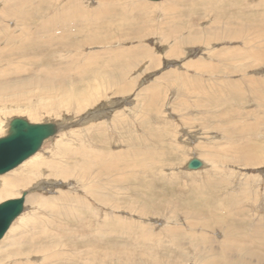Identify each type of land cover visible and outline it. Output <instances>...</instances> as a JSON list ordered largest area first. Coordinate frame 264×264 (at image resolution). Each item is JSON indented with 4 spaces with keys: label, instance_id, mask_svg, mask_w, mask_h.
Segmentation results:
<instances>
[{
    "label": "rangeland",
    "instance_id": "1",
    "mask_svg": "<svg viewBox=\"0 0 264 264\" xmlns=\"http://www.w3.org/2000/svg\"><path fill=\"white\" fill-rule=\"evenodd\" d=\"M141 1L151 3V6L168 0ZM175 1L178 3L177 10L172 14L176 17L173 24L190 23L195 17L193 30L198 32L200 29L205 45L185 43L173 52L174 43L183 41L184 44L185 36L191 32L185 29L176 39L167 42L154 33L139 39L141 42L132 40L124 43L123 48L126 52H130L131 47L141 45L146 48L144 50L149 51L151 57L156 55L155 57L158 58L153 63H149V57L141 59L136 56L134 69L124 77L117 72V64L112 71L97 72L96 76L91 77L89 87L98 97L82 109L72 96L66 102L62 95L53 92L55 87L50 88L51 85L42 81L46 69L49 74L58 69H65L60 66L56 49L43 50L44 52L39 55L32 53L31 55L36 57L32 60L33 63L24 58L25 55L28 57L27 54L19 51L1 57V62L7 61V63L0 64V101L5 102L0 108V136L6 133L9 120L13 117H22L31 122L61 123L63 126L56 134L44 140L33 155L13 169L0 174V183L17 176L18 173H28V176H31V182H27L26 185L22 183L14 194L0 198L2 202L27 192L22 212L0 238V244L11 236L31 234L30 219L39 223L41 221V225L47 220L54 221L48 227L49 232L54 234L52 240L32 243L31 248L29 244L23 247L24 251L35 253L36 256L31 259L35 264H44L43 254L46 258L53 253V245L58 246V244L60 246L55 247L56 250L75 254L80 261L84 258H80L79 254L82 252L87 255L89 250H93L97 255L106 253L107 256H112L111 261L105 259L102 264H117L118 261L124 263L125 260V264H210L206 262L211 256L206 248L207 241H212L215 237L217 243L213 244V251L218 249L219 260L220 254L223 259L224 252L219 250L218 242L222 241L223 231L232 221L235 224L230 225L234 226L237 238L241 236V238L244 236L254 238L253 220H256V236L259 239L264 238V120L260 116V114L264 115V106L256 108L252 101L241 100L234 91L221 95L225 92L224 79L235 80L238 78V73L229 74L230 76L203 75L198 78L199 83L192 86L205 85V89L193 88L190 94L181 93L178 86L180 80H175L170 74H166L173 71L185 73L186 67L181 65L197 58L203 61L207 58L206 61L216 66L220 61H216L215 57L219 58L225 55V52L218 56L213 51L222 48H225L226 52L229 49L234 50L240 38L243 39L245 35L251 37L250 33L255 49L262 47L264 30L260 31L261 36H258L257 27L264 24V0ZM57 5L61 9L62 0H59ZM91 6H95V3L93 2ZM47 12L44 6L33 8L32 23L43 18ZM141 14V12L135 13L133 16L139 18ZM177 16L181 17L182 21L178 20ZM152 17L156 22L164 18L163 13L157 16H153L152 13ZM196 17L199 19L197 20ZM225 19L228 25L232 23L233 26L239 22H235V19L245 21L247 25L251 23L257 32L242 28L238 40H233V37H228L229 35L225 33L227 37L223 34L217 36L213 32L207 34L206 29L213 22ZM2 23L6 31L12 30L16 22L5 19ZM3 29H0V35ZM243 29L249 33L246 34ZM15 41L6 45L13 47L22 45L19 39ZM239 43L238 48H244L240 41ZM3 44L0 40V46ZM34 47L37 45H33ZM25 50H28V46ZM209 52L210 57L207 56ZM253 62L256 66L251 69L244 63L245 70L263 81L264 63L257 62L255 57ZM18 66L26 70L16 72L15 67ZM147 66L150 68L146 69ZM3 68H7L9 72L2 73ZM189 70L192 71L190 68ZM245 70H242V74ZM90 73H93L92 69ZM52 78L54 83H58L57 76ZM89 79L85 78V84L78 86L77 90L85 86ZM191 79L195 77L184 76L186 88L190 87ZM26 80L31 82V85ZM156 86L158 88H155ZM121 88L125 91L117 92L118 89L121 91ZM156 94H159V98H155ZM36 113H38L37 118H32L31 115ZM117 116L119 120L114 123ZM255 117L261 119L254 122ZM246 147L251 150L256 148L261 152L256 153L255 160L245 162L240 152ZM133 149L139 150L141 155L136 151V155L130 159L131 167L124 170L126 164L119 159L118 154ZM84 152H93L97 160L85 158ZM193 157L203 162L200 168L187 167V163ZM40 160H43V163L38 169L31 170L28 167ZM110 160H113L118 168L113 170L104 168L105 162ZM51 165H55L56 169L67 167L65 169L70 172L68 177L65 179L55 176L51 171ZM88 183H91L90 187L87 186ZM243 189L249 190L248 200L244 199L239 206L235 204L239 199L236 193ZM60 192L82 196L83 199L89 198L88 203L78 208L74 214L61 218L49 216L43 208L28 201V197L38 199L33 196L37 195L55 202L54 197ZM88 192L93 193L89 195ZM237 207L248 210L244 212ZM211 209H214L215 213H212ZM215 214L220 217L214 219ZM217 221L221 224H217ZM248 230L251 232L249 233ZM201 234L204 235L206 242L200 238ZM33 244L35 245L32 247ZM258 244L255 250L262 257L261 261L264 264L262 260L264 247ZM114 252L117 255L113 254ZM240 252L238 251L234 256H227L224 253V261L220 260L219 263L234 264L236 261V264H240L237 261L238 254L242 253ZM124 254H126L125 259ZM67 258L57 264L72 263L70 258ZM49 261L46 260L45 264H53Z\"/></svg>",
    "mask_w": 264,
    "mask_h": 264
},
{
    "label": "bare ground",
    "instance_id": "2",
    "mask_svg": "<svg viewBox=\"0 0 264 264\" xmlns=\"http://www.w3.org/2000/svg\"><path fill=\"white\" fill-rule=\"evenodd\" d=\"M93 2L95 3V6H91V4ZM168 2L170 3V5H167V4H169ZM58 3H59V0H0V29L1 30L3 29V23L2 22H4L5 19H10V20L16 22L15 26H13L12 30L7 29L5 31L3 29V32L0 35V40H2L4 43L2 46H0V64L7 63V61L1 62L2 61L1 57H7V56H10V54L13 55L16 51L23 52V53L27 54L28 57H26V55H25L24 58H26V60L32 62V60L36 59V57H33L31 55L32 53H33V55H39V54H42L47 49L48 50L49 49H56L58 59L60 60V66L65 68V69L55 70L54 73H51L52 75L49 74L48 73L49 71H47V69H46L45 70V78L42 81L44 82V84L46 82V84L51 85L50 88L55 87L54 88L55 90L53 89V92L56 93V95H62V97L65 99L66 102H68L70 100L69 97L72 96L74 98L75 102L78 104L80 109L91 104L96 99V97H98V95L93 94L94 90H91L89 87V85L91 84V77L93 75L96 76L95 74L97 72L103 73V72L112 71V69H114V65L117 64L118 65L117 72H119V74L124 77V75H129V73L134 69V65L137 62V58L146 59L149 57L148 58L150 60L149 63L150 62L153 63V61H156L158 58V57H155L156 55L154 57H151L149 51L144 50L146 48L143 46L141 47V45H139L137 42L136 43L139 45L138 47H131L130 52H126L125 51L126 49L123 48L124 43L132 41V40H139L146 35H151L154 33H156L159 38H161L162 40H166V42H167L169 40L176 39L181 34L183 29H185V31H191V32L185 36L184 44H182L183 41H181V42L179 41V43H176V42L174 43L175 45L173 46L174 47L173 52H175L177 48H181V46L185 45V43H188V44L189 43H191V44L192 43H198V44H202V46L205 45V40L201 37V31H199L200 29L198 30V32L193 30L194 29L193 23L195 22L194 21L195 17H193V19L190 23H184L183 24V22H182V23L177 24V25L173 24L175 22L176 17L173 16L172 14L174 11L177 10L176 5L178 3L175 0H168V1H165V3L159 4V5H151V6H150L151 3H146L145 1H141V0L140 1L139 0H124V1H121V0H86V1H84V0H62L63 5H62L61 9L58 8V5H57ZM126 3H129V5H126ZM43 6L46 8V10L48 12L45 14V16L43 18H41V19L39 18V20H36L35 23H32L31 18H32V14H33V8H35V7H37V8L42 7L43 8ZM158 9L161 10L162 12L159 11ZM140 12L142 14L139 16V18L133 16V14L140 13ZM152 13H153V16H157L159 13H163L164 18H161L162 20H160L159 22H156L154 20L155 18L152 17ZM34 14H35V12H34ZM177 18H178V16H177ZM224 18H226V17H224ZM196 19L198 20L199 17H196ZM178 20L182 21V18L180 17V18H178ZM228 21H230V20H228ZM237 21H239V22H237ZM226 22H227L226 19L224 21L213 22L212 25L206 29L207 34L213 32V33H216L217 36H221L223 34L225 37H227L225 35V34H227V35H229L228 37H233V40H238L239 36H240V29H242V28H248V29H250V31L253 30L256 32L258 29V32H257L258 36H261L260 31L264 30V24H260V26H258L256 29L252 26L251 23H250V25H251L250 26L249 24L248 25L245 24V21H242V20L235 19V22H237L235 24V26L231 25L232 23L230 25H228ZM250 22H251V18H250ZM216 27H218V28H216ZM226 29H228V32H226ZM243 31H245L246 34L249 33V32L247 33V31L245 29H243ZM198 33H200V35ZM250 35H251V37L250 36L247 37V35H245L243 37V39L240 38V40H239L241 42V44H243L244 48H238L240 45V43L238 41V46H235L234 50L229 49V51L226 52L225 48H222L220 50L213 51V53L217 54L218 56L223 55V53L225 52L224 53L225 55H223L219 58L215 57L216 61H220V62L216 63V66L211 65L208 61H206L207 58H206V60L204 59V61L201 60L200 58H197L195 60H193V59L188 60L187 62H184L185 65L184 64L181 65L182 67H186L185 73L181 74L182 71L181 72L173 71V72H167L166 74H170L175 80H180V83L178 86H179V90L181 93L186 92V93L190 94L193 91V88H196L197 90H199L200 88L203 87V89H205L204 88L205 85L204 86H202V85H193L192 86V84L199 83L198 78L202 77L203 75L221 74L222 76H224V75L238 73V78L235 80H232L231 78L230 79H228V78L224 79L223 78L224 81L226 82V83L223 82V87H225L224 88L225 92H222L221 95L224 96V94L230 93L231 91H234V92H237V94H238L237 96L241 97V100H243V101L247 100L246 102L252 101L251 103H254L256 105V108H259L260 106H264V90H263L264 80L263 81L261 79L259 80V77H256L252 74H248V71L245 70V66H244V63L247 64V67L249 69L256 66V64L253 62L254 57L257 60V62L261 61L262 63H264V53H262V52H264V44L262 47H259V49L257 47L255 49L254 44H253V40H252L253 39L252 34L250 33ZM16 39H19L20 40L19 43L22 45H20L19 47H13L12 45H6V44L13 43V41H15ZM217 40H219V39H217ZM223 40H225V39H223ZM139 42H141V40H139ZM30 44H32V45H30ZM33 45H37V47L33 48ZM111 45H115V46L111 47ZM132 45H134V44H132ZM27 46H28V50H25ZM31 48H33V49L29 50ZM13 50H14V52H13ZM141 50H144V52H141ZM141 53H143L142 56H141ZM169 53H168V55H170ZM179 53H181V52H179ZM180 55L178 54V56H180ZM136 56H137V58H136ZM207 56L208 57L211 56L210 52L207 54ZM261 58H263V59H261ZM15 68H16V72H23L26 70L22 66H21V68H20V66L15 67ZM145 68L148 69V68H150V66H147ZM189 68L192 69V71H190ZM90 69H92L93 73H90ZM10 70H12V69H10ZM27 70H28V68H27ZM242 70H245L244 74H242ZM1 71H2V73H4L5 71H8V70H7V68H3V69H1ZM10 72H12V71H10ZM186 75H191V76L195 77V79H191V81H190L191 83H189V85H190L189 88H186L187 83H186V81L183 80L184 76H186ZM52 76H57L58 83L53 82ZM107 77H108V75H107ZM85 78H88V79L90 78L89 79L90 81H87V84L85 86H82L77 90L78 86L85 84V82H86ZM194 80H196V81L194 82ZM33 82H35V81H33ZM234 85H236V86H234ZM155 88H158V87L156 86ZM188 89H189V91H188ZM124 91H125V89L121 88V91L118 89L117 92H124ZM159 94H156L155 98H159ZM47 96H49V95H47ZM50 96H52V95H50ZM254 101H256V102H254ZM3 102L4 101H0V108L3 107L2 104L5 103V102L4 103ZM72 109H74V108H72ZM263 114H264V112H263ZM239 115H241V114H239ZM37 116H38V113L31 115V117L35 118V119L37 118ZM260 116L264 120V115L260 114ZM261 117H260V119H261ZM115 118L116 119H114V123H117V121L119 120V116H117ZM255 118L256 119L254 120V122L260 120L259 117H255ZM10 120L8 123L7 131L3 136H5L9 131ZM27 121L29 123H35V122H31L29 120H27ZM39 123H43V122H39ZM51 123H53L54 125H57L56 129L57 128H58V130L60 129L61 123H55V122H51ZM240 124H241V122H240ZM58 130H56V132L54 134H56L58 132ZM239 133H241V131H239ZM139 138L141 139V136ZM91 151H93V150H91ZM136 151L139 153V155H141V152L139 150H135V149L129 150V151L128 150L127 151H121V152H119V154L117 153L119 159H122L124 164H126L124 170L125 169L127 170L131 167L129 164L130 159L132 158V156L136 155ZM75 152L77 153L78 151H75ZM242 152H240V155H242L241 157H242L243 161L249 162V160H255L254 157L256 156V153L261 152V151L257 150L256 148L251 150L248 147H246L244 149V151H242ZM80 156H81V154H80ZM83 156H85V158H88L89 160L91 158H93L92 160H97V156L93 152L92 153H85L84 152ZM43 160L35 162L33 165L30 164L28 167H30L31 170L33 168L38 169L40 167V164L43 163ZM96 162H98V161H96ZM261 163H263V161ZM135 164H138V163L135 162ZM92 165H93V163H92ZM104 165H105L104 168L110 169V170L118 168L113 160L105 162ZM50 167L52 168L51 171L54 172V175L58 176V177H62V178L66 179L68 177V174L70 173V172L68 173V169H65L67 167H64V169H62V168L56 169L57 167L55 165H51ZM121 167H123V166L121 165ZM71 170H72V167H71ZM76 172H77V170H76ZM30 178H31V176H28V173L27 174L18 173L17 176L0 183V185H1L0 186V198L3 196H9L11 194H14L17 191V189L21 186V184L24 183V185H26L27 182L30 181ZM86 184H87V182H86ZM89 184H91V183H88L87 186H89ZM124 187H126V186H124ZM84 191H86V190H84ZM247 191H249V190L243 189V190H240L238 193H236L237 196L239 197V199H237V201L235 203L236 205L238 204L239 206H241V201H243L244 199L248 200ZM67 192H60L59 195L55 196L54 197L55 202H51V200H49L48 198H42V197L37 196V195H33V196L37 197L38 199L28 197V201L31 204L38 206L39 208H43L45 212L47 211V214L49 216H52V217L60 216L61 218H64V217H67V215H70L72 213L74 214V212L78 208H80L81 206H83V205L86 206V204L88 203V199H89V198L83 199L82 196L78 197L77 195L70 194ZM25 193L27 194V192H25ZM88 193H89V195H91L93 192L92 193L88 192ZM26 194H25V196H26ZM121 196L122 195H120V197ZM17 197H19V196H17ZM114 197H116V196L114 195ZM90 204L92 205V202ZM23 207H24V202H23ZM113 207H114V205H113ZM239 208L240 207H237L238 210H239ZM241 209L243 210V208H240V210ZM245 210H243V211L245 212ZM211 211H212V213H215L214 209H211ZM96 212H97V210H96ZM97 214H98V212H97ZM185 214H186V212H185ZM76 215H77V213H76ZM209 215H211V214L209 213ZM45 216H46V214H45ZM78 216H80V215L78 214ZM263 216H262V218H263ZM218 217H220V216H217L215 214L214 219H216V218L218 219ZM50 219H52V218H50ZM44 220H46V219H44ZM106 220H107V218H106ZM190 220H192V219H190ZM262 221H263V219H262ZM53 222L46 220L45 224L41 225L40 224V223H42L41 221L39 223V221L30 219L29 225L32 226L31 227V230H32L31 234L26 233V234H21L19 236H11L10 238L7 237L8 239H5V241H3L0 244V264H35L31 260L33 257L36 256L35 253L24 251L23 247H24V245H27V244H29V247H30L32 243H38V242L44 243L45 241L52 240V237L54 236V234L52 235L49 232L48 227H49V224L51 225V224H53ZM216 223L221 224V222L219 223L218 221ZM231 223L235 224L233 221L228 223L229 225L227 226L225 231H223L222 241L220 243L218 242V244H220L219 250L224 252L225 255H227V256H234L238 251H241L242 253L240 252L241 254H238V256H237L238 260L236 259L237 261H239L238 263H240V264H262L263 263V261H261L262 257L259 256V254L257 253V250H255V248L256 247L258 248V245H259L258 243H260L261 247H264V238L259 239L256 236V232H257V229H255L256 220L252 221V225L254 228L253 230L255 233V236L253 239L249 238L250 236L245 237L244 235H243L244 238H241L242 236L240 238H237L236 237V230L234 229V226L232 227L230 225ZM201 224H204V223H201ZM205 224H206V222H205ZM45 226H47V227H45ZM117 226H119V225H117ZM206 226L207 225H205V228H206ZM121 227H123V226H121ZM208 228H210V227H208ZM36 230H38V231H36ZM118 230L119 229L117 227V231ZM37 232H39V233H37ZM241 232H243V231H241ZM250 232L251 231H249V233ZM237 233H239V232H237ZM248 234H246V235H248ZM200 236H201L200 238L202 239V241L206 242L204 235L201 234ZM213 238L214 239H212V241H210V240L207 241V247L206 248L210 251L211 256H210L209 260H206V262L210 263V264H220L219 263L220 260H222V262L224 261L223 260L225 258L224 253H223V259L221 257L222 254H220V260H219L218 249L213 251V249H214L213 244L217 243V240L215 239V237H213ZM54 240H55V237H54ZM34 245L35 244H33L32 247ZM59 246H60L59 244H58V246L53 245V249H54V250H52L53 253L48 255L46 258H45V255L43 254L42 263L45 264L46 260H50L49 263L52 262L53 264H57L59 261L66 260L65 259L66 257L70 258V260L72 261L73 264H78V263H80V264H102L105 261V259H109V260H110V258L112 259V256H107L106 253L97 255L93 250L92 251L89 250L88 253H87V251H85L87 253V255H84L82 252L79 254L80 258H84V260L80 261V259L75 254L74 255L71 253L68 254L67 252L64 253V252H61L59 250H56L55 247H59ZM261 249H263V248H261ZM91 253H93V254H91ZM115 253L116 252H114L113 254H115ZM116 255H117V253H116ZM125 255L126 254L123 255L124 259H125ZM37 256H39V255H37ZM233 259H235V258H233ZM262 260H264V259H262ZM125 261H124V263H121V261L120 262L118 261L117 264H125ZM127 261H129V260H127ZM232 261L233 260H231V262ZM235 262H234V264H236ZM72 263H66V264H72ZM111 264H113V263H111ZM232 264H233V262H232Z\"/></svg>",
    "mask_w": 264,
    "mask_h": 264
},
{
    "label": "water",
    "instance_id": "3",
    "mask_svg": "<svg viewBox=\"0 0 264 264\" xmlns=\"http://www.w3.org/2000/svg\"><path fill=\"white\" fill-rule=\"evenodd\" d=\"M56 127L57 125L51 122L29 123L21 117L12 118L8 133L0 137V174L13 169L35 153L45 139L54 135L58 130ZM30 129H38L39 132L25 135L24 133ZM202 165L203 162L196 157L191 158L187 163L189 169H197ZM25 194L23 192L19 197L0 202V238L22 212Z\"/></svg>",
    "mask_w": 264,
    "mask_h": 264
},
{
    "label": "snow or ice",
    "instance_id": "4",
    "mask_svg": "<svg viewBox=\"0 0 264 264\" xmlns=\"http://www.w3.org/2000/svg\"><path fill=\"white\" fill-rule=\"evenodd\" d=\"M39 132V130L38 129H30V130H28L26 133H24L25 135H27V134H31V133H38Z\"/></svg>",
    "mask_w": 264,
    "mask_h": 264
}]
</instances>
